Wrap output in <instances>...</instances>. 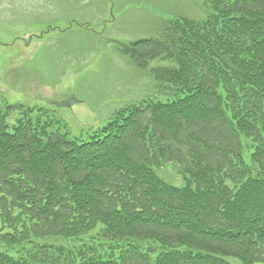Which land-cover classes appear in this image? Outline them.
Masks as SVG:
<instances>
[{
    "label": "trees",
    "instance_id": "1",
    "mask_svg": "<svg viewBox=\"0 0 264 264\" xmlns=\"http://www.w3.org/2000/svg\"><path fill=\"white\" fill-rule=\"evenodd\" d=\"M203 4L117 43L156 91L101 127L0 109V264H264V0Z\"/></svg>",
    "mask_w": 264,
    "mask_h": 264
},
{
    "label": "rangeland",
    "instance_id": "2",
    "mask_svg": "<svg viewBox=\"0 0 264 264\" xmlns=\"http://www.w3.org/2000/svg\"><path fill=\"white\" fill-rule=\"evenodd\" d=\"M203 3L0 0V109L8 103L51 108L73 136L101 127L117 108L152 94L156 84L117 43L160 37L174 17L203 19ZM71 95L77 99L71 107L53 104ZM17 117L11 113L9 122ZM162 170L168 182L181 185L173 166Z\"/></svg>",
    "mask_w": 264,
    "mask_h": 264
},
{
    "label": "water",
    "instance_id": "3",
    "mask_svg": "<svg viewBox=\"0 0 264 264\" xmlns=\"http://www.w3.org/2000/svg\"><path fill=\"white\" fill-rule=\"evenodd\" d=\"M75 102H76L75 96H70L66 100L59 102V103H55V104L57 106H72Z\"/></svg>",
    "mask_w": 264,
    "mask_h": 264
}]
</instances>
